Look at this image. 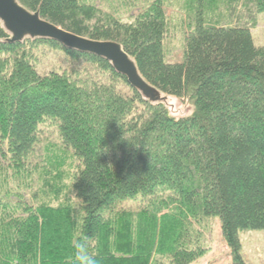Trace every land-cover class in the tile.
I'll list each match as a JSON object with an SVG mask.
<instances>
[{"label": "trees", "instance_id": "obj_1", "mask_svg": "<svg viewBox=\"0 0 264 264\" xmlns=\"http://www.w3.org/2000/svg\"><path fill=\"white\" fill-rule=\"evenodd\" d=\"M228 1L251 14L227 23L217 10ZM18 2L64 31L117 42L148 84L193 110L174 117L106 60L55 41L8 44L0 23V264H81L78 245L90 264H189L209 250L193 227L208 219L231 264H246L238 232L264 231V47L249 29L264 0H191L179 61L165 50V0L130 22L97 16L85 0ZM38 54L62 61L42 71ZM46 124L55 141L31 168ZM40 169V191L14 178ZM12 189L31 196L6 204ZM135 200L141 211L116 210Z\"/></svg>", "mask_w": 264, "mask_h": 264}, {"label": "rangeland", "instance_id": "obj_2", "mask_svg": "<svg viewBox=\"0 0 264 264\" xmlns=\"http://www.w3.org/2000/svg\"><path fill=\"white\" fill-rule=\"evenodd\" d=\"M87 3L92 5L98 12L97 16L114 17L121 22H130L133 18L138 16L151 0H136V1H120V0H85ZM190 1V2H189ZM228 1L226 6H223L218 11V15L225 17L227 23L235 24L236 17L240 12L248 10L251 14V10L247 4V8L240 2ZM245 3V2H244ZM165 16H166V40L165 50L167 49V58L169 60L179 61L181 57L180 53V40L183 31L189 28L192 24L193 12L195 11V5L191 0H165ZM249 25L252 40L255 46L264 47V13L258 14ZM37 53V52H36ZM38 62L40 70H44L48 66H51L55 62H61V58L57 56H49L48 54L42 57V54H38ZM171 114L174 117L188 116L192 113V105L188 100H177L169 98L167 101ZM56 134L51 126L48 124L42 127L40 143L35 148L34 153L28 158V166L34 167L38 163H42L44 157L46 158L45 152H43L44 146L47 141L54 143ZM69 159V158H68ZM64 166V173H62V182L67 184L68 175L72 172L71 168ZM37 175H28L21 173L15 175L14 178L28 182L30 188L35 191H40L42 181L38 179V175L41 169L36 171ZM59 183H56V185ZM21 189L13 190L12 193H6L3 195V199L6 204H11L14 200L20 198H28L31 196L26 195L24 190ZM29 194V193H28ZM42 195V193H40ZM144 206V202L135 201H124L117 205L116 210H128L132 212H139ZM7 210V209H6ZM191 221V219L189 218ZM192 222V221H191ZM198 229L205 238L206 245L209 250L205 255L199 257L189 264H231L230 251L224 244L220 227L217 219H208L202 222V228L199 225H193ZM238 239L241 247V254L246 264H264V231L261 230H243L238 232Z\"/></svg>", "mask_w": 264, "mask_h": 264}, {"label": "water", "instance_id": "obj_3", "mask_svg": "<svg viewBox=\"0 0 264 264\" xmlns=\"http://www.w3.org/2000/svg\"><path fill=\"white\" fill-rule=\"evenodd\" d=\"M0 23L9 35L6 39L8 44L20 43L26 38L55 41L69 50L106 60L144 100L152 104H165L169 100L140 76L134 61L117 42L90 40L64 31L42 20L38 11L25 9L18 0H0Z\"/></svg>", "mask_w": 264, "mask_h": 264}, {"label": "clouds", "instance_id": "obj_4", "mask_svg": "<svg viewBox=\"0 0 264 264\" xmlns=\"http://www.w3.org/2000/svg\"><path fill=\"white\" fill-rule=\"evenodd\" d=\"M77 259L81 262V264H90L91 257L86 253L83 245L77 246Z\"/></svg>", "mask_w": 264, "mask_h": 264}]
</instances>
